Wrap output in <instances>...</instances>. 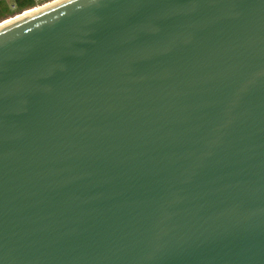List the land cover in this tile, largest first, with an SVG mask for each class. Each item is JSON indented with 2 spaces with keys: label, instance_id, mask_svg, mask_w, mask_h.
<instances>
[{
  "label": "water",
  "instance_id": "water-1",
  "mask_svg": "<svg viewBox=\"0 0 264 264\" xmlns=\"http://www.w3.org/2000/svg\"><path fill=\"white\" fill-rule=\"evenodd\" d=\"M0 264H264V0L1 25Z\"/></svg>",
  "mask_w": 264,
  "mask_h": 264
},
{
  "label": "rangeland",
  "instance_id": "rangeland-1",
  "mask_svg": "<svg viewBox=\"0 0 264 264\" xmlns=\"http://www.w3.org/2000/svg\"><path fill=\"white\" fill-rule=\"evenodd\" d=\"M42 1L0 0V26L35 11Z\"/></svg>",
  "mask_w": 264,
  "mask_h": 264
},
{
  "label": "built area",
  "instance_id": "built-area-1",
  "mask_svg": "<svg viewBox=\"0 0 264 264\" xmlns=\"http://www.w3.org/2000/svg\"><path fill=\"white\" fill-rule=\"evenodd\" d=\"M33 1L34 2L42 1L40 4H37L35 6H37L38 8H43V7L49 6L51 4H54V3H57L63 0H33Z\"/></svg>",
  "mask_w": 264,
  "mask_h": 264
},
{
  "label": "bare ground",
  "instance_id": "bare-ground-1",
  "mask_svg": "<svg viewBox=\"0 0 264 264\" xmlns=\"http://www.w3.org/2000/svg\"><path fill=\"white\" fill-rule=\"evenodd\" d=\"M39 9H41V8H37L35 11H33V12H31V13H34V12H36V11H38ZM30 14V13H29ZM29 14H27V15H29ZM27 15H24V16H22V17H25V16H27ZM21 18V17H20ZM19 19V18H18Z\"/></svg>",
  "mask_w": 264,
  "mask_h": 264
},
{
  "label": "flooded vegetation",
  "instance_id": "flooded-vegetation-1",
  "mask_svg": "<svg viewBox=\"0 0 264 264\" xmlns=\"http://www.w3.org/2000/svg\"><path fill=\"white\" fill-rule=\"evenodd\" d=\"M0 15H1V13H0ZM1 16H4V15H1Z\"/></svg>",
  "mask_w": 264,
  "mask_h": 264
}]
</instances>
